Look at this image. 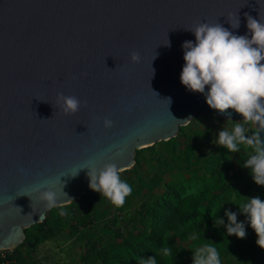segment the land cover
<instances>
[{
	"label": "water",
	"instance_id": "water-1",
	"mask_svg": "<svg viewBox=\"0 0 264 264\" xmlns=\"http://www.w3.org/2000/svg\"><path fill=\"white\" fill-rule=\"evenodd\" d=\"M245 13L264 18V0H0V250L50 210L35 185L48 181L67 204L90 189L88 168L126 170L136 149L196 114L242 119L211 109L180 73L181 45L195 42L187 29L217 22L250 35ZM59 93L79 111L66 114Z\"/></svg>",
	"mask_w": 264,
	"mask_h": 264
},
{
	"label": "trees",
	"instance_id": "trees-1",
	"mask_svg": "<svg viewBox=\"0 0 264 264\" xmlns=\"http://www.w3.org/2000/svg\"><path fill=\"white\" fill-rule=\"evenodd\" d=\"M154 144L135 150L134 163L128 169H140L145 161L149 170L130 180L121 179L132 188L122 207H115L104 196L99 198L113 208L101 225L111 232L109 237L102 241L93 236L91 229L98 226L100 219L91 214H82L72 223L71 233L80 232L85 226L88 229L82 233L85 241L80 263L141 264L155 255L157 264H192V250L211 245L217 249L221 264H264V249L256 244L257 237L250 226L245 224L247 236L239 239L229 236L224 226L213 223L218 217L228 223L225 210L236 212L238 221H245L238 205L248 197L264 200V186L255 184L253 179L240 178L233 169V153L222 146L217 152L203 155L193 150L196 140L190 143L186 139L182 150L177 151V145L170 144L153 163L142 153H152ZM229 173L234 175L232 181H228ZM135 200L137 203L132 204ZM58 220L59 217L45 215L41 222L31 225L35 232L24 233L22 242L8 250L9 254L7 250L0 251V261L24 264L19 246L30 247L50 237L60 224ZM193 234L195 240L191 239ZM164 247H170L173 255L162 256L160 250Z\"/></svg>",
	"mask_w": 264,
	"mask_h": 264
},
{
	"label": "clouds",
	"instance_id": "clouds-1",
	"mask_svg": "<svg viewBox=\"0 0 264 264\" xmlns=\"http://www.w3.org/2000/svg\"><path fill=\"white\" fill-rule=\"evenodd\" d=\"M249 34L237 35L219 23H199L190 30L195 42L182 43L184 65L180 73V82L193 93L205 96L207 105L229 117V109L242 116L243 123H236L231 131L223 129L213 141L218 146L237 153L239 146L251 149L252 154L242 167L249 169L250 175L259 186H264V18H254L245 13ZM231 23V22H230ZM240 26L239 18L232 29ZM167 45L170 47V42ZM131 60L138 63L140 54L131 53ZM58 103L66 114L79 111L81 101L76 96L58 94ZM44 120V119H42ZM105 127H111L112 121L105 118ZM254 125L251 135L246 134L245 125ZM88 168V167H86ZM89 188L106 197L115 207H122L132 192L128 183L121 180L123 169L114 163L102 168H88ZM48 181L37 184L33 191L39 193V199L49 209L57 206L58 194ZM239 211L246 217L238 221L237 213L225 210L228 223L218 217L215 226H224L229 236L239 239L247 236L245 224L256 234V244L264 249V200L259 196L248 197L241 202ZM191 239L195 240V234ZM164 257L173 255L170 247L160 250ZM141 264H157L155 255L148 256ZM192 264H221L217 249L203 245L192 250Z\"/></svg>",
	"mask_w": 264,
	"mask_h": 264
},
{
	"label": "rangeland",
	"instance_id": "rangeland-1",
	"mask_svg": "<svg viewBox=\"0 0 264 264\" xmlns=\"http://www.w3.org/2000/svg\"><path fill=\"white\" fill-rule=\"evenodd\" d=\"M242 119H218L216 116L210 113L196 114L188 120L185 125L179 126L177 134L169 139L168 141L155 142L152 147V153L145 150L142 154L144 158H149L150 162L155 161L158 153L164 151V148L171 147L170 144H176L177 151L182 150L183 142L188 141L194 142L196 145L193 150H199L203 155H208L213 152H217L218 146L213 141L218 136L220 130L226 129L231 131L236 123H243ZM246 134L251 135L254 131V126L251 124L245 125ZM200 131V135L198 133ZM195 138V139H194ZM240 150L237 153H233L231 158L234 162L233 169L237 172L240 178L252 179L249 169L242 167L243 163L252 154L251 149L241 145ZM164 152H161V155ZM149 163V161H148ZM149 170L148 164L142 161L140 169H126L121 172V179L130 180L135 178V175H143ZM233 173H229L228 181L233 180ZM241 193V190H239ZM254 195V194H253ZM103 195L95 192L91 189H86L77 198L72 199L69 203L63 205H57L46 212L47 216L59 217L60 223L53 234L41 242H35L30 247L19 246L20 252L23 255L24 264H81L79 257L83 252V243L85 238L82 233L88 232L87 227L81 228V231L71 233L73 224L78 221L77 218L81 217L82 214H91L95 219H100L98 226H93L90 233L94 234L95 238H101L102 241L109 237L111 232L105 231L101 228L104 219L108 218L113 212V208L99 199ZM102 202V203H101ZM137 200L133 201L132 204H136ZM72 210V211H71ZM73 223V224H72ZM90 228V227H89ZM35 232L33 226L26 227L24 233ZM11 249H7L9 254Z\"/></svg>",
	"mask_w": 264,
	"mask_h": 264
},
{
	"label": "built area",
	"instance_id": "built-area-1",
	"mask_svg": "<svg viewBox=\"0 0 264 264\" xmlns=\"http://www.w3.org/2000/svg\"><path fill=\"white\" fill-rule=\"evenodd\" d=\"M120 216H121V213H118V217H120ZM0 251H2V250H0ZM0 256H2V252L0 253ZM0 264H10V263L7 260H2V261H0Z\"/></svg>",
	"mask_w": 264,
	"mask_h": 264
}]
</instances>
